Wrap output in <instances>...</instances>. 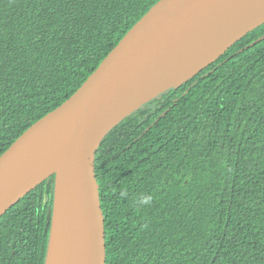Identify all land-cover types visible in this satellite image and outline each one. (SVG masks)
I'll return each instance as SVG.
<instances>
[{
	"label": "trees",
	"instance_id": "obj_1",
	"mask_svg": "<svg viewBox=\"0 0 264 264\" xmlns=\"http://www.w3.org/2000/svg\"><path fill=\"white\" fill-rule=\"evenodd\" d=\"M160 0H0V157ZM264 24L102 141L105 264H264ZM54 177L0 218V264H44Z\"/></svg>",
	"mask_w": 264,
	"mask_h": 264
},
{
	"label": "water",
	"instance_id": "obj_2",
	"mask_svg": "<svg viewBox=\"0 0 264 264\" xmlns=\"http://www.w3.org/2000/svg\"><path fill=\"white\" fill-rule=\"evenodd\" d=\"M263 24L264 0H160L67 101L1 155L0 218L54 177L44 264H105L94 168L102 141L125 118L196 77Z\"/></svg>",
	"mask_w": 264,
	"mask_h": 264
},
{
	"label": "bare ground",
	"instance_id": "obj_3",
	"mask_svg": "<svg viewBox=\"0 0 264 264\" xmlns=\"http://www.w3.org/2000/svg\"><path fill=\"white\" fill-rule=\"evenodd\" d=\"M223 40V38L216 39L210 44L209 46L206 47L205 51L203 54H198V56L195 59V62H199L205 55H207L209 52H211L213 49H215ZM190 65V64H189Z\"/></svg>",
	"mask_w": 264,
	"mask_h": 264
}]
</instances>
